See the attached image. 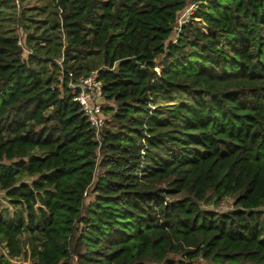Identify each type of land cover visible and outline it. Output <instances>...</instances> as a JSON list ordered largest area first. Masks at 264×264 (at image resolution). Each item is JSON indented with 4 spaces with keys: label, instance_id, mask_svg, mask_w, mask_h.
Segmentation results:
<instances>
[{
    "label": "trees",
    "instance_id": "16d2710c",
    "mask_svg": "<svg viewBox=\"0 0 264 264\" xmlns=\"http://www.w3.org/2000/svg\"><path fill=\"white\" fill-rule=\"evenodd\" d=\"M188 1L1 0L0 264L23 233L29 264H264V0H193L175 34ZM95 69L98 138L67 87Z\"/></svg>",
    "mask_w": 264,
    "mask_h": 264
},
{
    "label": "rangeland",
    "instance_id": "374dc122",
    "mask_svg": "<svg viewBox=\"0 0 264 264\" xmlns=\"http://www.w3.org/2000/svg\"><path fill=\"white\" fill-rule=\"evenodd\" d=\"M7 3L9 5L8 7L1 4V0H0V32L2 31L1 34H5V35L15 33L19 36H23V32H22L23 28L21 27L20 25L21 23L18 20L19 13H18L17 8L15 7L16 5L14 6L12 2L11 3L7 2ZM191 4H193V0H189L187 5L184 7V9L178 12L177 22L183 17L184 18L186 17L187 11L191 10V9L190 10L188 9ZM23 5L27 7H32L31 10H27L26 12L27 18L29 15H34L33 17L35 18L36 17L43 18L45 16L49 19V15L53 14V7L52 5H49V0H24ZM43 5H47V7L44 10H41V6ZM46 24L48 25L50 24V22L47 21ZM34 25L35 23L32 21L31 26H34ZM199 30L202 32H206V29L203 27H199ZM175 40L176 39L174 35H171L167 43L170 41L174 42ZM58 63H59V60H58ZM103 104H104V107L113 108V109L116 106L114 102L109 101V100H105ZM2 197H3V194H0L1 199ZM1 203H2L3 208L11 211V206L5 200H1ZM218 206L214 207V209L217 211H220V210L226 211V209L228 208L230 209V207H233V200L231 198H228L219 207ZM209 207H212V206L209 205ZM1 214L3 216H7V213L5 210H2ZM26 237H27L26 233H23L21 235V244H22V249L24 253L21 254L18 258H13L12 259L13 264H29L31 262L28 245L26 244ZM33 243L38 245L39 241L33 240ZM6 254H7L6 248L4 247L2 243H0V255H6Z\"/></svg>",
    "mask_w": 264,
    "mask_h": 264
},
{
    "label": "built area",
    "instance_id": "2783aa9c",
    "mask_svg": "<svg viewBox=\"0 0 264 264\" xmlns=\"http://www.w3.org/2000/svg\"><path fill=\"white\" fill-rule=\"evenodd\" d=\"M186 17L178 20L176 26L174 27L175 34L179 32L181 25L189 19V16L196 9V4H191L188 8ZM20 44V41H18ZM72 77L71 73L68 74ZM70 93L73 95L72 100L77 102L82 108L83 114L89 122L91 128L95 131L96 137H99L101 129L105 125L108 117L103 112L105 96L102 91V83L98 79L97 70H92L86 76H80L75 80H70L67 84ZM229 197H225L220 205ZM219 205V206H220ZM218 206V207H219ZM232 207H230L231 209ZM226 210H229L226 209ZM217 211V210H215ZM220 210L219 212H221Z\"/></svg>",
    "mask_w": 264,
    "mask_h": 264
}]
</instances>
